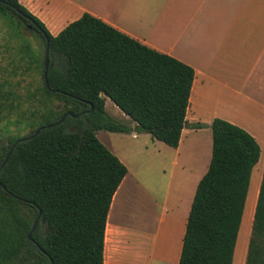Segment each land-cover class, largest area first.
Segmentation results:
<instances>
[{"label":"trees","instance_id":"1","mask_svg":"<svg viewBox=\"0 0 264 264\" xmlns=\"http://www.w3.org/2000/svg\"><path fill=\"white\" fill-rule=\"evenodd\" d=\"M0 11L32 25L45 44V57L49 40L50 89L44 79V93L59 99L65 110L43 125L56 123L67 111L79 114L35 134L37 127L15 145L19 138L0 142V196L35 215L0 240V259L105 264L108 214L128 168L97 131L135 130L177 148L185 127H210L212 157L196 189L178 264H233L262 150L250 132L225 119L188 123L194 68L89 13L53 35L19 0H1ZM107 97L135 127L107 113ZM245 264H264V174Z\"/></svg>","mask_w":264,"mask_h":264},{"label":"crops","instance_id":"2","mask_svg":"<svg viewBox=\"0 0 264 264\" xmlns=\"http://www.w3.org/2000/svg\"><path fill=\"white\" fill-rule=\"evenodd\" d=\"M19 2L44 22L53 35L89 13L143 44L191 65L195 79L186 116L189 124H211L219 117L253 135L257 134L245 117H253L264 125V0ZM253 108L257 111L253 112ZM203 130L207 131L206 139L197 135L189 139L188 131ZM210 131V127H185L177 148L149 133L109 131L121 139L122 146H127L110 149L127 166L128 173L109 210L105 264L109 240L113 264L118 260L123 264L179 263L196 189L212 157ZM135 144V149L129 146ZM132 187L148 192L154 199V225L148 230L118 222L116 212ZM118 241L123 247L121 254L114 248Z\"/></svg>","mask_w":264,"mask_h":264},{"label":"rangeland","instance_id":"3","mask_svg":"<svg viewBox=\"0 0 264 264\" xmlns=\"http://www.w3.org/2000/svg\"><path fill=\"white\" fill-rule=\"evenodd\" d=\"M44 61L45 44L42 38L27 24L20 23L11 13L0 11V142L2 144L8 145L15 138L31 134L37 127L43 126V123L57 117L65 110L59 99L44 93ZM242 104L250 106L249 103ZM114 105V102L108 98L105 105L107 113L118 122L133 128L134 121ZM248 110V112L251 111V109ZM255 110L253 108L252 111L255 112ZM251 118L245 117L246 121L252 123L249 127L257 134L252 135L260 144L262 153L253 170L233 264H245L255 204L264 174V125L258 124L253 117ZM187 133L189 139L196 135L206 139L207 135L206 130ZM210 133L212 134V131ZM97 136L109 149L111 147L127 148L126 145L122 146L121 139L107 130L97 131ZM186 136L187 134L184 135L185 141ZM129 146L133 148L132 146L136 144ZM130 165L133 166L132 161ZM153 200L148 192L132 187L118 207L116 212L118 222L141 231L152 228L156 208ZM34 217L32 212L19 203L0 196V240L18 229L22 221H33ZM146 218L149 221L142 223V220ZM145 223H147L146 226H144ZM110 244L109 240L107 264H113ZM114 248L121 254L123 247L120 241ZM0 264L15 263L12 260L0 259ZM116 264L123 263L118 260Z\"/></svg>","mask_w":264,"mask_h":264},{"label":"water","instance_id":"4","mask_svg":"<svg viewBox=\"0 0 264 264\" xmlns=\"http://www.w3.org/2000/svg\"><path fill=\"white\" fill-rule=\"evenodd\" d=\"M0 1H1V0H0ZM27 26H28L29 28H32V25H31V24H28ZM48 52H49V40L47 39V48H46V57H45L44 79H45V84H46V86L50 89V85H49V82H48V79H47V71H48V66H49ZM68 115H71V116H73V117H77V116H79V114H75V113H73L72 111H67V112H65V113L62 115V117H61L56 123H51V124H47V125H43V126L39 127V128L35 131V134L39 133V131H40L42 128H45V127L53 126V125H55V124H60V123H62ZM25 138H27V137H21V138L17 139V140L15 141L14 145H15L16 143L20 142V141H23ZM14 145H13V146H14ZM12 149H13V147L11 148L10 152L12 151ZM9 154H10V153H9ZM9 154L7 155L5 161L3 162V165L5 164L6 160L8 159ZM40 216H41V211H40V213L38 214V217H37V219H36V222L34 223L33 229L36 227V225H37V223H38V220L40 219ZM29 238L32 239V237H31V233L29 234ZM52 264H53V262H52Z\"/></svg>","mask_w":264,"mask_h":264},{"label":"bare ground","instance_id":"5","mask_svg":"<svg viewBox=\"0 0 264 264\" xmlns=\"http://www.w3.org/2000/svg\"><path fill=\"white\" fill-rule=\"evenodd\" d=\"M173 194V193H172ZM144 229V228H143ZM148 230V229H147Z\"/></svg>","mask_w":264,"mask_h":264}]
</instances>
